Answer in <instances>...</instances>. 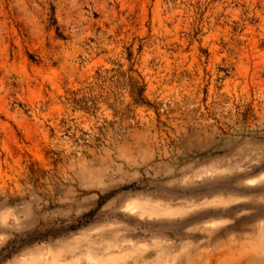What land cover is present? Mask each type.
<instances>
[{
    "label": "rangeland",
    "instance_id": "374dc122",
    "mask_svg": "<svg viewBox=\"0 0 264 264\" xmlns=\"http://www.w3.org/2000/svg\"><path fill=\"white\" fill-rule=\"evenodd\" d=\"M264 0H0V264H264Z\"/></svg>",
    "mask_w": 264,
    "mask_h": 264
},
{
    "label": "snow or ice",
    "instance_id": "6c2138e0",
    "mask_svg": "<svg viewBox=\"0 0 264 264\" xmlns=\"http://www.w3.org/2000/svg\"><path fill=\"white\" fill-rule=\"evenodd\" d=\"M261 211H262V214H264V209H262Z\"/></svg>",
    "mask_w": 264,
    "mask_h": 264
}]
</instances>
